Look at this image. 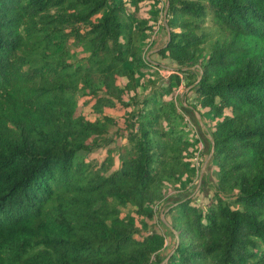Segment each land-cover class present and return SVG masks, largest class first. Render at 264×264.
<instances>
[{
	"label": "trees",
	"instance_id": "trees-1",
	"mask_svg": "<svg viewBox=\"0 0 264 264\" xmlns=\"http://www.w3.org/2000/svg\"><path fill=\"white\" fill-rule=\"evenodd\" d=\"M208 144L215 192L169 227L160 207L196 189ZM166 258L264 264V0H0V264Z\"/></svg>",
	"mask_w": 264,
	"mask_h": 264
},
{
	"label": "rangeland",
	"instance_id": "rangeland-1",
	"mask_svg": "<svg viewBox=\"0 0 264 264\" xmlns=\"http://www.w3.org/2000/svg\"><path fill=\"white\" fill-rule=\"evenodd\" d=\"M164 13H165V11H164ZM162 15H163V13H162ZM160 16H161V13H160L158 19L161 18ZM167 39H168L167 31L163 27H160V30H158V33L156 36V43L154 45L155 47H153L152 49H149V50H147L145 48L139 52V55L141 57L146 58V59H150L151 61H153V63L158 62L157 61V55H156L157 47L159 45L164 44L167 41ZM158 58H159V61L162 63L160 70L163 74H171L172 72H174L175 65L173 63H171L168 60H162L160 57H158ZM184 85H185V83H183V86L181 87V89L176 92V94H180V96L182 98L181 99L182 102H180L178 104L181 105V103H183L185 108H188L191 110V112H190L191 115L189 117L185 113L184 114L188 119L190 118L189 120H190V122H192V124L194 126L195 125L194 123H196L198 121L197 117L199 114H198V111H196L193 107L197 108L198 100L196 98L195 90H190L192 85H190V86L189 85L184 86ZM85 100H86V98L80 99L79 107H78V114H84L88 118H93L95 115L92 114L90 112L88 106L84 104ZM191 116H192V118H191ZM200 127H201L200 128L201 134L203 135V138H205L206 135H204L203 132L208 133L207 127H205V124H204V126L202 124H200ZM206 137H208L210 140L212 139L210 133H208ZM123 141H124V139H118V143H122ZM211 142H212V140H211ZM204 150L205 151L201 152L199 157L197 158L199 160V162L197 161V164H199L200 171H199L198 176L196 177V179L198 180L196 189H193L191 194H190V191H188L187 193H182L181 195L176 196V197L175 196H169L167 201L164 204H162L160 207V211L158 213L159 218H161L169 227H170V223H171V216H170V214L166 215L165 212L167 210H169L170 206L176 204V202L181 201L187 195H192V196L197 195V202L203 206L207 202H209L210 197L215 192V184L216 183H215V179L212 175V167L210 164L212 149L210 148V146L208 144L206 149L204 148ZM107 154H108L107 148L103 147V148H99L97 151H95L91 154H88V157L94 162L102 163L103 160L106 158ZM116 166H118V164H116ZM203 185H204V189L202 191L201 188ZM144 227H145L146 231H150V230H152V231L159 230L162 232L164 231L168 236H169V234H172L170 231L173 230L172 228L166 229V227L162 226L158 222H155V220H150V221L146 222ZM173 232H174L173 234L176 233L175 230H173ZM173 234L170 236V245L167 248V252H170L172 250L173 245L176 241ZM167 260H168V258H166L160 264H167Z\"/></svg>",
	"mask_w": 264,
	"mask_h": 264
},
{
	"label": "water",
	"instance_id": "water-1",
	"mask_svg": "<svg viewBox=\"0 0 264 264\" xmlns=\"http://www.w3.org/2000/svg\"><path fill=\"white\" fill-rule=\"evenodd\" d=\"M167 9H168V7H166V10H165V13H164V18H165V20H166V16H167ZM148 60L151 61L150 59H148ZM151 62H153V61H151ZM193 68H195V67H193ZM198 114H199V113H198ZM198 118H199L201 124L204 126V121L202 120L200 114L198 115ZM211 140H212V139H211ZM212 141H213V140H212Z\"/></svg>",
	"mask_w": 264,
	"mask_h": 264
},
{
	"label": "crops",
	"instance_id": "crops-1",
	"mask_svg": "<svg viewBox=\"0 0 264 264\" xmlns=\"http://www.w3.org/2000/svg\"><path fill=\"white\" fill-rule=\"evenodd\" d=\"M197 119H198V121H199V123L201 124V122H200V120H199V118L197 117ZM203 120V119H202ZM169 225V224H168Z\"/></svg>",
	"mask_w": 264,
	"mask_h": 264
},
{
	"label": "built area",
	"instance_id": "built-area-1",
	"mask_svg": "<svg viewBox=\"0 0 264 264\" xmlns=\"http://www.w3.org/2000/svg\"><path fill=\"white\" fill-rule=\"evenodd\" d=\"M188 119V118H187ZM189 120V119H188Z\"/></svg>",
	"mask_w": 264,
	"mask_h": 264
}]
</instances>
